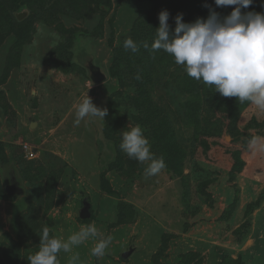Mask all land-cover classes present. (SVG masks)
Segmentation results:
<instances>
[{
  "label": "rangeland",
  "instance_id": "1",
  "mask_svg": "<svg viewBox=\"0 0 264 264\" xmlns=\"http://www.w3.org/2000/svg\"><path fill=\"white\" fill-rule=\"evenodd\" d=\"M154 3L0 0V264H29L45 226L67 240L91 224L112 238L107 254L89 240L58 264H264V151L248 147L264 144V111L214 88L180 94L175 66L125 50L150 41ZM86 95L108 115L76 126ZM136 126L164 161L155 176L120 149ZM10 175L20 196L5 190Z\"/></svg>",
  "mask_w": 264,
  "mask_h": 264
},
{
  "label": "clouds",
  "instance_id": "2",
  "mask_svg": "<svg viewBox=\"0 0 264 264\" xmlns=\"http://www.w3.org/2000/svg\"><path fill=\"white\" fill-rule=\"evenodd\" d=\"M216 7L234 6L230 14L220 16L210 5L205 4L207 18H197L185 23L182 14L174 18L175 27L168 23L170 13L163 10L158 14L159 27L151 45H142L127 38L125 50L137 53L142 46L153 52L163 51L173 57L176 65L182 66L186 74L196 81L214 87L222 97L236 98L239 103L249 102L264 111V13L246 11L253 0H214ZM139 74L135 79L139 80ZM92 85L89 86V88ZM107 108L97 107L86 98L75 108L74 124L79 126L85 119L105 120ZM252 151H264L258 138L248 142ZM120 149L130 158L147 164L146 176H155L165 167L162 158L154 157L150 144L141 127L136 126L122 134ZM95 224L82 227L67 240L50 236L45 226L39 235V250L28 256L29 264H58V254L71 253L89 240H95L91 255L103 258L110 248L112 238H99ZM78 254L72 255L69 264H78Z\"/></svg>",
  "mask_w": 264,
  "mask_h": 264
},
{
  "label": "trees",
  "instance_id": "3",
  "mask_svg": "<svg viewBox=\"0 0 264 264\" xmlns=\"http://www.w3.org/2000/svg\"><path fill=\"white\" fill-rule=\"evenodd\" d=\"M262 0H253V4L250 5L247 9H242V12L246 11H254L257 12L259 9L258 4ZM154 7L153 10H156L161 12L163 10H167L170 13L168 23L170 25L171 29H174L175 27V21L174 18L182 14L183 21L185 23H192L197 18H207L209 14V10L204 5H210L216 12L220 14V16L223 18L224 16H227L230 14L234 6H228V7H216L214 4V0H154ZM260 5V4H259ZM159 23V22H158ZM159 26H156L155 28H152L151 30V36L149 38L150 41L149 45L153 42L156 36V29ZM130 36H134V31L130 33ZM139 54V58L142 62L153 65V64H160L163 62H168L166 65H172L177 68V72H181V74H178L177 80H176V89L179 91L180 94H193L191 90L195 88V95H198L197 93H200L203 96V99H209L213 96L214 87L208 86L204 84L203 82H199L194 80L193 78L189 77L187 74H182V66L176 65L174 63V59L169 54L161 51L153 52L151 48L144 49L140 48V50L137 52ZM194 95V96H195ZM10 198V197H9Z\"/></svg>",
  "mask_w": 264,
  "mask_h": 264
},
{
  "label": "water",
  "instance_id": "4",
  "mask_svg": "<svg viewBox=\"0 0 264 264\" xmlns=\"http://www.w3.org/2000/svg\"><path fill=\"white\" fill-rule=\"evenodd\" d=\"M25 14H18L17 20H23ZM88 70L91 75L93 82L100 83L105 80V75L100 71V69L92 64L88 65ZM10 182L6 185L5 190L8 195L11 196H20L22 194V190L19 187V184L13 175H10ZM79 218L82 220H86L90 218V204L87 201L82 202V209L79 214ZM131 250L122 255V258H128L131 255Z\"/></svg>",
  "mask_w": 264,
  "mask_h": 264
},
{
  "label": "built area",
  "instance_id": "5",
  "mask_svg": "<svg viewBox=\"0 0 264 264\" xmlns=\"http://www.w3.org/2000/svg\"><path fill=\"white\" fill-rule=\"evenodd\" d=\"M28 156H29L30 158H33V154H32V153H29Z\"/></svg>",
  "mask_w": 264,
  "mask_h": 264
}]
</instances>
